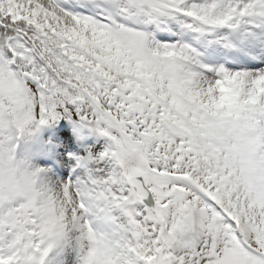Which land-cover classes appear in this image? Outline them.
Instances as JSON below:
<instances>
[{
  "label": "snow or ice",
  "instance_id": "obj_1",
  "mask_svg": "<svg viewBox=\"0 0 264 264\" xmlns=\"http://www.w3.org/2000/svg\"><path fill=\"white\" fill-rule=\"evenodd\" d=\"M0 264H264V0H0Z\"/></svg>",
  "mask_w": 264,
  "mask_h": 264
}]
</instances>
